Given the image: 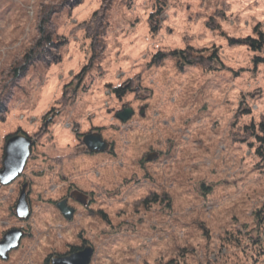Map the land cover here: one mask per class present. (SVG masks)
Here are the masks:
<instances>
[{
  "label": "rangeland",
  "instance_id": "1",
  "mask_svg": "<svg viewBox=\"0 0 264 264\" xmlns=\"http://www.w3.org/2000/svg\"><path fill=\"white\" fill-rule=\"evenodd\" d=\"M256 26L264 0H0V169L7 136L33 140L0 184V240L26 231L0 264L85 245L88 264H264V63L226 38ZM95 128L111 151L86 150ZM68 185L93 197L70 220L55 205Z\"/></svg>",
  "mask_w": 264,
  "mask_h": 264
},
{
  "label": "water",
  "instance_id": "2",
  "mask_svg": "<svg viewBox=\"0 0 264 264\" xmlns=\"http://www.w3.org/2000/svg\"><path fill=\"white\" fill-rule=\"evenodd\" d=\"M132 115V110L127 108L117 113L116 117L125 122ZM81 142L86 150L91 153L104 152L109 149V143L102 139L100 133H86L81 136ZM32 147V139L22 133L7 136L3 149V158L0 169V184H9L16 179L22 172L26 160L30 154ZM150 160V158H146ZM27 185L21 186L18 197L14 204L13 213L19 219H26L30 214V204L27 197ZM79 194V193H78ZM81 195V194H79ZM74 198L81 201L77 194H73ZM56 207L62 216L68 220L72 218L74 209L66 204V200L62 199L56 203ZM21 228H12L4 232L0 240V258L7 259L8 252L18 247L21 238L24 236ZM92 247L85 245L81 249L73 251L65 255H55L50 257L48 264H88L92 255Z\"/></svg>",
  "mask_w": 264,
  "mask_h": 264
},
{
  "label": "trees",
  "instance_id": "3",
  "mask_svg": "<svg viewBox=\"0 0 264 264\" xmlns=\"http://www.w3.org/2000/svg\"><path fill=\"white\" fill-rule=\"evenodd\" d=\"M258 27L259 26H256L254 28V30H253L254 35L253 36L247 35L244 38H241V37L232 38V37L227 36L226 38L228 40L229 45L242 44V45L247 46V48H249L250 50L260 53L259 56H257V55L254 56V62H256V63H260V62L264 63V33L261 32L258 29ZM203 51H207V49H205ZM185 52H186V50L173 49V50H171L169 52V54L181 55L182 57H185ZM160 54L161 53H157L156 56H158ZM208 58L211 61H214V60L219 61L218 54H217V48H213L209 52V57ZM114 91H115V93L117 94L118 97H121L124 94V92H125L124 90H121L120 88H116V89H114ZM254 135H255L256 140L259 142L258 149L255 151V153L258 155V157H260V159H262L264 161V135H259V134H254ZM261 165H263V167H264V164H261ZM157 201H159V199L154 197L151 200H146V203L148 202V204H149V203H153V202H157ZM167 201H166V203H167ZM166 205L169 206V204H166ZM262 207L263 208L261 209V211H262L261 216H260V210L259 209L255 212L256 215H259L257 217H258V219H261V222H262V224H260V226L257 229V232H259L260 235L258 236L259 240L257 241V244H255V245H256V247L258 246V248H260V246L258 244H260V242L262 243V240L264 239V205ZM260 238H261V240H260ZM45 261L47 263L48 258L45 259Z\"/></svg>",
  "mask_w": 264,
  "mask_h": 264
},
{
  "label": "flooded vegetation",
  "instance_id": "4",
  "mask_svg": "<svg viewBox=\"0 0 264 264\" xmlns=\"http://www.w3.org/2000/svg\"><path fill=\"white\" fill-rule=\"evenodd\" d=\"M22 133H24V134H26V135H28L27 133H25V132H23V131H20V132H18L17 134H22ZM86 133H100V131H99V129L98 128H95V129H92L91 131H89V132H86ZM85 132H82L80 135L78 134V136L80 137V140H81V136L83 135V134H86ZM101 135V134H100ZM29 136V135H28ZM30 137V136H29ZM101 137H102V135H101ZM31 138V137H30ZM102 139L103 140H105V141H107L108 143H109V149L107 150V151H111L112 150V142L111 141H108V140H106V139H104L103 137H102ZM32 144H33V140H32ZM85 147V146H84ZM31 150V149H30ZM156 153L154 152V153H149V154H147L146 156H145V158H144V160H146V158H150L151 160L153 159V158H155L156 157ZM24 183H26V182H24ZM23 183V184H24ZM28 183V182H27ZM22 184V185H23ZM21 185V186H22ZM27 197H28V202H29V193H28V189H29V183H28V185H27ZM81 194V195H79V194ZM73 194H77L78 196H79V198H80V200H82V202L81 201H78L76 198H74V196H73ZM92 193L91 192H88V191H85V190H81V189H79L78 187H76V186H74V185H68L67 186V188H66V191H65V194L58 200V201H60V200H62V199H65L66 200V204L69 206V207H72L73 209H74V212L76 211L75 210V207H73V205L74 204H76V203H78V205H81L82 206V208L83 209H86V208H89L90 207V205L92 204V202H93V197H92V195H91ZM57 201V202H58ZM57 202H55V205H56V203ZM30 204V203H29ZM74 214V213H73ZM21 229H23V231H24V233L26 234V231H25V228H21ZM84 247V246H83ZM82 247H71V248H69L68 249V251L67 252H63V253H60V254H55V255H65V254H68V253H71V252H73V251H76V250H78V249H81ZM54 255V256H55ZM50 258V257H49ZM49 258H48V260H49ZM47 263H48V261H47Z\"/></svg>",
  "mask_w": 264,
  "mask_h": 264
}]
</instances>
